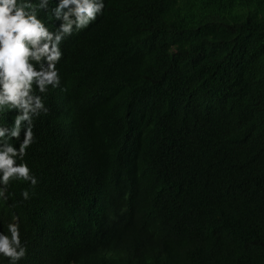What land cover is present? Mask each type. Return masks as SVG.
Returning <instances> with one entry per match:
<instances>
[{
    "label": "trees",
    "instance_id": "16d2710c",
    "mask_svg": "<svg viewBox=\"0 0 264 264\" xmlns=\"http://www.w3.org/2000/svg\"><path fill=\"white\" fill-rule=\"evenodd\" d=\"M104 3L33 86L37 183L0 184V231L19 217L54 264H264V0Z\"/></svg>",
    "mask_w": 264,
    "mask_h": 264
},
{
    "label": "clouds",
    "instance_id": "9594fccd",
    "mask_svg": "<svg viewBox=\"0 0 264 264\" xmlns=\"http://www.w3.org/2000/svg\"><path fill=\"white\" fill-rule=\"evenodd\" d=\"M0 0V112L15 109L17 115L11 128L0 125V184L7 186L10 180L23 179L37 183L22 160L32 142L33 117L46 112L44 97L49 86L59 84L57 62L61 58L59 47L63 38L87 27L98 15L103 14L104 0ZM47 10L50 17L60 21L53 31L38 14ZM24 139L19 148L10 141ZM0 188V197H5ZM29 198L27 191L23 192ZM20 218H14L7 226V233L0 231V264H54L53 258L63 253L57 246L42 237L34 239L31 252L20 237ZM50 260V261H49Z\"/></svg>",
    "mask_w": 264,
    "mask_h": 264
}]
</instances>
